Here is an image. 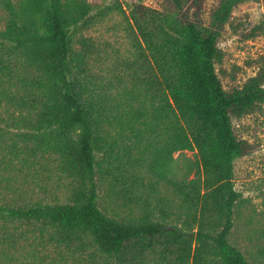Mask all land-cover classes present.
Masks as SVG:
<instances>
[{"label":"trees","instance_id":"1","mask_svg":"<svg viewBox=\"0 0 264 264\" xmlns=\"http://www.w3.org/2000/svg\"><path fill=\"white\" fill-rule=\"evenodd\" d=\"M163 1L170 10L128 8L136 56L130 72L105 79L87 66L89 39L72 47L74 30L92 21L86 0H0V95L30 117L17 137L26 155L55 164L71 184L64 203L0 206V221L42 222L56 247L89 246L112 264H247L227 241L239 198L233 162L249 151L231 119L264 103V70L224 90L215 69L223 27L247 0H218L207 23L199 0ZM18 146L13 141L7 154L16 157ZM181 151L196 159L176 176L172 154ZM145 162L156 179L147 185L153 206L131 173ZM96 177L140 214H102ZM160 182L170 198L167 189L159 194Z\"/></svg>","mask_w":264,"mask_h":264},{"label":"rangeland","instance_id":"2","mask_svg":"<svg viewBox=\"0 0 264 264\" xmlns=\"http://www.w3.org/2000/svg\"><path fill=\"white\" fill-rule=\"evenodd\" d=\"M15 1V0H12ZM90 6L92 21L85 28H76L72 37L73 49H78L79 38L90 40L92 49L87 61L89 69L97 76H112L130 72L129 64L136 52L131 41L128 8L136 3L146 7L168 11L163 0H86ZM218 0H199V17L208 22V15ZM121 10L117 9V5ZM192 11L195 6H191ZM123 11V12H122ZM3 13L0 11V29ZM255 30L248 37L249 30ZM217 47L222 53L221 63L215 65L217 77L224 90L239 87L258 70H264V0H247L231 12L228 24L218 38ZM30 117L15 109L0 95V206L24 207L34 203H64L70 180L58 175L55 164L43 158L28 157L18 135L27 132ZM235 137L245 141L249 151L233 162V189L239 194L231 217L228 243L244 258L247 264H264V103L240 118L231 119ZM16 141V157L7 154V147ZM194 152L181 151L172 154L171 170L176 176L195 161ZM131 173L140 177L144 189L140 193L150 206L156 195L148 183L156 180L148 172L147 162L133 168ZM188 178H191L189 175ZM96 206L107 217L131 218L139 215L140 207L121 206L106 180H98ZM162 194L169 187L159 183ZM176 200L173 205L176 206ZM181 213V212H179ZM175 217L168 224L180 225ZM52 230L42 222L0 221V264H112L89 246L77 252L58 248L50 240ZM85 240V243H88Z\"/></svg>","mask_w":264,"mask_h":264}]
</instances>
